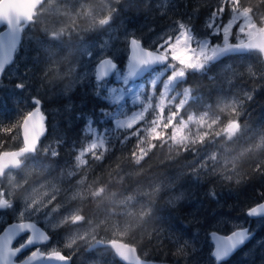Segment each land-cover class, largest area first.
I'll return each mask as SVG.
<instances>
[{
	"label": "trees",
	"instance_id": "trees-1",
	"mask_svg": "<svg viewBox=\"0 0 264 264\" xmlns=\"http://www.w3.org/2000/svg\"><path fill=\"white\" fill-rule=\"evenodd\" d=\"M237 1L250 12L257 25H264V0ZM228 2L231 6V1ZM116 5L120 16L117 15L115 23L122 26L125 19V25L136 28L137 36H143L145 41L152 28L159 31L176 21L190 20V27L197 39L211 38L212 42L220 43L205 27L210 13L217 6L216 0H122ZM232 40L235 41L234 35ZM43 42L51 50L68 52L59 38H45ZM30 53L27 52L28 57ZM227 58L232 61L244 59L235 65V74L224 70L219 61L201 71L188 70L184 79L175 86L174 91L179 92L180 97H183L186 89L191 96L181 111L183 117L209 112L212 117L219 119L202 143L174 148L170 143L161 144L163 136L152 141L144 139L140 134H145V123L139 124L129 131L120 130L110 134L106 149L95 150L83 167L80 177H85L83 198L87 205L85 209L81 208L80 216L85 222L97 218L92 217L97 209L102 215L116 208L115 203L119 201L117 197H137V200L147 203L141 211L144 223L135 233L123 239L134 245L143 259L173 264H210V258L213 259L211 232L229 234L235 228L231 223L242 219L248 220L249 224L245 226L254 231L257 220L249 219L246 212L264 201V196L260 195L264 193V61L257 51ZM119 61L120 66L124 65L125 56ZM16 85L13 79L8 81L6 76L0 81V128L10 126L34 108L33 95H24V91L17 89ZM85 90L82 88L73 96V99L80 101V105L69 111L72 124L67 126L61 123L56 127L58 131L63 129L64 133L59 137L62 140L60 160L64 159L65 164L61 170L64 194L74 180L69 178L73 165V143L87 137L84 129L89 119L99 129L110 127L111 120L101 114L102 110H116V106L104 99L105 94L85 93ZM42 101L47 104L43 96ZM230 103L233 108L228 107ZM62 118L55 123L58 124ZM230 122H235L237 129L223 141L218 135ZM51 125L48 126L47 137L54 138V124ZM136 131L140 132L137 134ZM20 138L19 129L9 133L0 132V154L21 147ZM149 142L153 143V147H150ZM220 152L241 154L228 173L224 171L223 157L215 165L209 162V166L202 162L207 154L219 157ZM39 161L44 168L55 167L48 164L46 157L39 158ZM179 174L187 182V189L186 198L177 205L167 203L163 193L153 201L149 197L145 200L135 192L138 186L146 184L153 177L165 180L163 177L173 178ZM108 192L115 195L114 201L103 197ZM210 193H215V196ZM194 207L200 210H191ZM258 221H262L263 225L256 228L252 241L220 264H238L240 261V264H263L261 258H264V253L260 247H253L257 239L264 238V219ZM3 227H0V232ZM106 228L107 224L100 226V239L108 241L113 238V234ZM246 252L249 254L244 255ZM66 254L70 256L71 264H121L105 248L88 251L86 247H81ZM214 263L217 264L215 260Z\"/></svg>",
	"mask_w": 264,
	"mask_h": 264
},
{
	"label": "rangeland",
	"instance_id": "rangeland-1",
	"mask_svg": "<svg viewBox=\"0 0 264 264\" xmlns=\"http://www.w3.org/2000/svg\"><path fill=\"white\" fill-rule=\"evenodd\" d=\"M119 1L121 2L122 0H46L37 9L34 15V23L24 32L22 44L18 51L19 54H17L13 64L7 68L4 74L8 81H12L13 79L15 84L21 82L27 84V87L24 89V95L31 94L33 97L42 99L43 96L45 98L47 106L43 110L49 117V120L51 117L53 119L52 133L56 137H46L42 140L37 150V155L26 157V164L22 167L23 171L21 173L11 172L6 175L4 174L0 178V199H5L12 205L11 208L0 209V227L6 225L10 220L17 221L19 212L24 211L25 205L29 207L33 205L44 207L47 212V216L45 217L47 225L43 222L40 225L48 231L55 232L52 244L54 245L58 242L65 253L73 252L81 247L87 248L98 240H104L100 239V226L102 225L107 224L106 230H111L114 239L123 240L131 233H135L144 223V216L141 215V211L145 209L147 203L144 204V200H137V197L136 199H132L128 198V196H124L121 199L117 197L116 200L119 199V201L115 203L117 207L114 208V211L112 209L100 215L101 211L97 209L92 215L93 218L97 217L95 220L89 219L88 222H85L83 218L81 221H73L71 219L75 215L80 216L81 208L85 209L87 205L85 204L86 199L83 198L85 177L80 176L83 172V167L88 163V156H91L98 148L104 151L107 147L110 134H114L120 130H130L128 128L115 129L114 120H111L110 127L107 128L102 127L99 129L92 124L97 129L98 136L105 140L103 145L100 144L97 135L88 138L90 134L86 132L85 135L87 137L84 140H81V142L79 140L76 144L73 143L71 147V151L74 152L72 156L73 165L70 167L72 170L69 172V178L74 180L68 189H65L64 186L66 190L65 194L61 186L63 176L61 170H63L65 164L64 159L60 160L62 157H60L59 147L62 146V140L59 137L63 129L58 131L56 127L61 123L67 126L72 124L69 111L73 107L80 105L78 99H73L78 90L80 92V89L85 88V93L94 92L95 94L99 93L97 95H107L106 88L98 89L96 87L95 67L97 62L104 57H112L115 61L120 62L119 59L125 56V64L118 67L123 72L127 67V41L131 36L138 37V30L127 27L125 19L122 21V26L115 23L117 15L120 16L119 7L116 5ZM230 1L231 14L238 17L235 22L236 26L232 30L235 41L246 39V35L239 33V28L241 27L244 28L245 33L249 31L257 32L260 29H264V25H257L250 12L242 8L237 0ZM124 8L123 10H125ZM89 10L92 18L90 27L87 26L88 17L84 15L85 13H89ZM245 11L247 12V16H242L241 13ZM70 14L76 15V22L72 21ZM109 14H111L110 17ZM102 20H106L107 22L101 24ZM175 27L174 23L159 31L152 28L151 33L145 37L146 41L143 36L138 38L142 39L146 47L151 46L152 42L161 33H166ZM61 28L64 29L63 33L60 32ZM45 38L61 39L62 44L66 45L68 52L63 50H48L49 48L44 45L46 43L43 42ZM199 39H209L211 43H216L212 42L211 38ZM190 46L196 47L194 42ZM27 52H31L30 57L27 56ZM243 60L239 58L236 61H232L225 57L220 62L224 70L233 75L235 74V65ZM210 64L212 62L206 64L202 69H187L186 72L188 70L201 71ZM163 79L166 80L167 77ZM109 80L111 81H104L107 87L123 86L116 80L115 73ZM150 80L151 78L147 81L148 86L146 87L145 94L142 96L143 103L133 104L131 97H127V102L123 105L125 114L121 118L127 119L134 112H142L145 106L151 103L152 107L145 113L143 122H137L133 126L134 128L139 124L145 123V127L143 128L145 134H140L141 137L151 141L155 140L148 136V129L152 127L153 120L162 119L163 124H174V126L166 130V135L163 136L164 139L161 141V144L170 143L174 148H177L202 143L213 126L219 123V119L212 117L209 112L189 114L188 117H183L181 111L191 99V96L188 93L186 101L185 93L183 97H180V93L174 91L177 82L170 86L164 107L161 109L159 107L160 94L155 93L150 87ZM139 83L145 84L146 82L142 80ZM129 87L135 88L136 85L130 84ZM161 91H163V83H161ZM181 101L185 102L181 104ZM228 107L233 108V104L230 103ZM224 110L222 109V111ZM61 117L63 118L60 122L58 124L55 123ZM189 117L203 118L204 123H197L195 120L189 121ZM182 122H188L185 133L189 136V140L186 144H176L172 140V135L175 126H179ZM163 124L161 125L162 131L165 130ZM226 128L227 125L221 129L218 135V138L222 137L223 141H226L234 133L229 135ZM139 132L136 131L135 133L138 134ZM201 137L203 138L201 139ZM21 141L22 139L20 138ZM93 144L96 145L95 148L92 147ZM149 145L153 147V143L149 142ZM42 157L48 158V164L55 165V167L44 168L39 161V158ZM221 157H223L224 161V171L228 173L236 160L241 158V154L232 155L231 152H220L218 157V155L209 153L202 162H205L209 166V162H212L211 165H215ZM182 176L179 174L173 178L163 177L165 180L153 177L146 184L138 186L135 192L144 197L145 200L146 197H149L153 201L163 193V198L167 203L177 205L186 198L185 190L187 189V182L183 180ZM153 193H156V198H153ZM111 194L112 192L104 193L103 197L106 196V200L111 199L114 201L115 195ZM76 200H79V202L77 201L78 203L72 204ZM191 210L198 211L200 209L194 207ZM91 213L92 209L88 212V218ZM221 219L224 220L223 218ZM247 224H249V221L246 219L231 223L235 227L232 231L239 227H245ZM254 224L256 225L253 227L255 231L257 227L263 225V222L257 221ZM67 225L69 227H66L63 232H57ZM65 245H68V247H63ZM253 247H260L264 253V238L257 239ZM247 254L249 253L246 252L244 255ZM261 259L262 261L264 260V258ZM244 262H249V260H244ZM210 264H215L211 258Z\"/></svg>",
	"mask_w": 264,
	"mask_h": 264
},
{
	"label": "snow or ice",
	"instance_id": "snow-or-ice-1",
	"mask_svg": "<svg viewBox=\"0 0 264 264\" xmlns=\"http://www.w3.org/2000/svg\"><path fill=\"white\" fill-rule=\"evenodd\" d=\"M217 6L212 11L205 22V27L210 30V34L220 43H211L209 39H197L190 27L191 21H176V27L166 33H161L151 46H143L142 41L135 36L127 41L129 55L127 57V67L121 72L113 60L101 59L98 64L100 68L95 72L96 87L98 89L106 88L107 95L105 100L116 106L115 111L104 112L102 115L115 121V129L122 128L132 129L137 122H143L145 113L152 107L149 103L145 106L144 111L132 113L127 119L121 117L125 114L123 105L127 102V97H131L132 103H143L142 96L146 92L147 81L150 80V87L155 93L160 94L159 107L163 109L165 99L169 94L170 86L184 79L187 69H202L209 62L216 60L229 52H240L245 50H255L264 53V29L258 32L249 31L245 33L244 28H239L241 35H246V40H238L232 42L233 28L238 17L231 14V6L228 0H216ZM247 16V12L241 13ZM102 20L101 24L106 23ZM0 28L5 29V24L0 22ZM195 43V48L191 47ZM20 45V38L12 30H0V74L6 66L13 63L14 54ZM107 66V72L103 71ZM115 72L116 80L122 87H107L104 83L107 77ZM146 82L140 84L139 80ZM167 77L166 80L163 78ZM161 83H163V91H161ZM130 84L136 85L135 88L129 87ZM17 89L24 91L27 87L25 83H18ZM99 94V93H97ZM188 98V90H185V101ZM185 101H181L183 104ZM34 105L33 110L23 114L22 117L10 126L0 128V132L9 133L19 129L23 139L24 147L19 152H5L0 159L7 160L12 165H18L19 155L31 152L35 149L39 138L43 137L47 131L45 125V116L41 112V101L38 97H32ZM189 121L195 120L197 123H204L203 118L189 117ZM93 121L89 119L84 131L93 135H97L100 144L103 145L105 140L98 136L97 129L92 126ZM163 124L162 119L152 121V127L148 129V136L152 139L160 138L166 135V130L172 128L174 124H163L164 131L161 130ZM188 122H182L179 126H175L172 140L176 144H186L189 136L185 133ZM235 122H230L226 130L229 135L236 131ZM203 137H201L202 139ZM96 147L95 144L92 145ZM55 154V153H54ZM264 175V173H262ZM215 196V193H210ZM264 196V193L260 194ZM12 205L5 199H0V209L11 208ZM246 215L248 217H264V203H258L254 207H250ZM47 212L44 207L33 205L31 207L25 205L24 211H20L18 219L8 224L2 232H0V264H70L69 258L62 250V246L56 242L52 244L53 235L49 231L40 227L43 222L46 224L45 217ZM73 221H81L82 217L75 215L71 218ZM54 234V232H53ZM211 239L215 242V251L212 255L216 261L227 258L235 249L243 245L247 240L251 239L253 233L245 227H239L230 235L220 236L216 232L210 234ZM14 241H17L13 246ZM111 246L116 255L124 260H129V250L126 246L118 241H112ZM63 247H68L65 245ZM27 252V255L24 253ZM23 256L22 259L15 258Z\"/></svg>",
	"mask_w": 264,
	"mask_h": 264
},
{
	"label": "water",
	"instance_id": "water-1",
	"mask_svg": "<svg viewBox=\"0 0 264 264\" xmlns=\"http://www.w3.org/2000/svg\"><path fill=\"white\" fill-rule=\"evenodd\" d=\"M45 1L46 0H0V22H3L5 24V29H1V30L12 29L17 34V36L20 38V42H21L23 29L25 27H27L28 24L34 20V15H35L37 9ZM131 37H133V36H131ZM232 42L236 43L237 41H232ZM142 45L145 46L143 44V41H142ZM250 51H255V50H245V51H240V52H229L226 55H224V56H222V57H220V58H218L216 60H213L211 62L212 63H216V62H218V61L222 60L223 58L228 57L230 55H242V54H246V53H248ZM259 53L261 54V56H262V58L264 60V53H261V52H259ZM128 55H129V50H128ZM128 55H127V57H128ZM102 59L113 60V63H115L117 65V68H118V65H119L118 62L115 61L112 57H104ZM13 60H14V58H13ZM98 62H97L96 67H95V72H96L97 69L100 68V65L98 64ZM126 65H127V63H126ZM102 70L107 72V66H105L104 69H102ZM114 73L115 72H113L109 77H107L106 80L110 79V77ZM1 77H2V74H0V79H1ZM142 78L143 77L141 76V79L139 81L143 80ZM41 112L45 116V125H46V121H47L48 117L43 113L42 102H41ZM46 129H47V125H46ZM47 134H48V129H47L45 135L38 139L36 147H35V149L33 151L23 153V154L19 155L18 157H16V159H19V161H20V163L18 165H12V164L8 163L7 160L0 159V177H3L4 174L7 173L10 170H17V169L23 167L25 165V162L21 161V159L24 158L27 155H30V154L35 155L37 153V150L39 148V145H40L41 141L47 136ZM21 138H22V136H21ZM22 141H23V139H22ZM23 147H24V143H23V146L21 148L16 149V150L4 151V152H2L0 154V156H2V154L5 153V152H19L20 149H22ZM261 203H264V201H262ZM249 218L252 219V220H255V219L264 218V217H249ZM13 222H15V221H13ZM10 223H12V222H10ZM10 223H8V224H10ZM40 227H42V226H40ZM245 228H248L250 230L249 227H245ZM236 230H238V229H236ZM236 230H234V231H236ZM213 232H215V231H213ZM232 232H230L229 234H222V233H218V232H216V233H217V235H220V236H227V235H230ZM252 233H253V236H252L251 239L247 240L243 245H241L237 249H235L227 258H225V259H223L221 261H216L215 257L212 255V253L215 251V242L211 239V236L209 235L210 236V243L212 244V253H211L212 258L215 259L217 264H220L222 262L227 261L236 252H238L240 249L244 248L248 243H250L252 241V239L255 236V232H252ZM114 240L118 241L120 244H122V245H124V246H126L128 248L129 257H130L129 260H124L123 258H120L118 255L115 254L114 249L111 246V242L114 241ZM15 242L16 241H14V244H15ZM14 244H13V246H14ZM98 248H109L114 253L115 258L122 264H173V263H170V262L143 259L142 257H140V255L138 253V250H137V248L134 245H131V244L126 243V242L121 241V240H116V239H111L109 241L98 240L95 243H93L90 246H88L86 249L88 251H92V250H95V249H98ZM66 256L69 258L70 264H71L70 257L68 255H66ZM17 258H15V259L17 260Z\"/></svg>",
	"mask_w": 264,
	"mask_h": 264
},
{
	"label": "flooded vegetation",
	"instance_id": "flooded-vegetation-1",
	"mask_svg": "<svg viewBox=\"0 0 264 264\" xmlns=\"http://www.w3.org/2000/svg\"><path fill=\"white\" fill-rule=\"evenodd\" d=\"M30 23H31V24L34 23V20H33L32 22H30ZM30 23L28 24L27 27H25L24 32H25L26 29L31 25ZM24 32H23V36H24ZM23 36H22V40H23ZM21 44H22V42H21ZM20 46H21V45H20ZM20 46H19V48H18V50H17V53H16V56H15V59H16V57H17V54H19L18 51H19V49H20ZM49 50H51V49H49ZM259 54H260V53H259ZM260 55H261V54H260ZM261 57H262V56H261ZM262 60H263V58H262ZM263 61H264V60H263ZM118 64H119V65H118V67H119V66H120V62H118ZM39 99H40L41 102H42V110H43V109L47 106V104H45V103L42 101L41 98H39ZM33 107H34V105H33ZM43 112H44V110H43ZM52 120H53L52 117L50 118V120H49V117H48V120H47V126H49V125L52 126V125H51ZM48 134H49V127H48ZM47 136H48V135H47ZM45 138H46V137H45ZM41 142H42V141H41ZM40 144H41V143H40ZM39 146H40V145H39ZM36 155H37V153H36ZM33 156H34V155H33ZM25 164H26V160H25ZM20 171H22V170H20ZM20 171H18V172H20ZM65 200H67V199L65 198ZM77 201L79 202V200H76V201L73 202V203H78ZM62 202H63V201H62ZM70 205H72V204H70ZM8 223H10V222H8ZM8 223H7V224H8ZM7 224H6V225H7ZM6 225H4V227H5ZM39 225H40V224H39ZM41 226H42V225H41ZM67 226L69 227V225H67ZM67 226L63 227V229L66 228ZM4 227H3V228H4ZM42 227H43V226H42ZM44 229L47 230L46 228H44ZM63 229H62V230H59V231H57V232H60V231L62 232ZM47 231H48V230H47ZM49 234H50V235H53V240H54L55 232H54V234H53V231H49ZM111 239H114V238H111ZM116 240H119V239H116ZM121 241H123V240H121ZM52 242H53V241H52ZM124 242H125V241H124ZM16 243H17V241H16ZM16 243H15V245H16ZM15 245H14V246H15ZM105 249H109V248H105ZM109 250H110V249H109ZM64 253H65V252H64ZM27 254H28L27 252L24 253V255H27ZM65 254H66V253H65ZM66 255H67V254H66ZM69 257H70V256H69ZM22 258H23V256H19L17 260L22 259ZM70 259H71V258H70Z\"/></svg>",
	"mask_w": 264,
	"mask_h": 264
},
{
	"label": "bare ground",
	"instance_id": "bare-ground-1",
	"mask_svg": "<svg viewBox=\"0 0 264 264\" xmlns=\"http://www.w3.org/2000/svg\"><path fill=\"white\" fill-rule=\"evenodd\" d=\"M31 24V23H30ZM1 29H3V28H0V30ZM25 29V28H24ZM24 29H23V32H24ZM23 32H22V36H23ZM21 42H22V39H21ZM21 42H20V45H21ZM19 45V46H20ZM19 46H18V48H19ZM18 50V49H17ZM250 52H254V51H250ZM250 52H248V53H246V54H242V55H233V56H243V55H247V54H249ZM258 52V51H257ZM17 53V52H16ZM16 53H15V55H14V60H15V56H16ZM230 56H232V55H230ZM229 57V56H228ZM14 60H13V62H14ZM220 61H222V60H220ZM219 62V61H218ZM13 64V63H12ZM10 65H8L7 67H6V69L3 71L4 73L2 74V77H1V79H0V81L2 80V78L3 77H5V72H6V70H7V68L9 67ZM112 77V76H111ZM110 77V78H111ZM142 81V80H141ZM141 81H139V82H141ZM33 110V109H32ZM44 113V112H43ZM45 114V113H44ZM46 115V114H45ZM47 116V115H46ZM48 117V116H47ZM48 120V119H47ZM46 125H47V121H46ZM47 129H48V126H47ZM48 135V134H47ZM47 137V136H46ZM22 139V138H21ZM23 146V141H22V145H21V147ZM21 147H19V148H21ZM18 148V149H19ZM16 150V149H15ZM31 155H33V154H30V155H27V156H25L24 158H22L21 159V161H23V162H25V160H26V157H28V156H31ZM36 155V154H35ZM23 168L21 167V168H19V169H17V170H10V171H8L7 173H5V175L6 174H8V173H11V172H18V171H20V170H22ZM0 178H2V177H0ZM85 179V178H84ZM72 204H74V203H72ZM249 218V217H248ZM250 219V218H249ZM261 219H264V218H259V219H255V220H261ZM252 220V219H251ZM41 226V225H40ZM245 227H249V226H245ZM44 228V227H43ZM250 228V227H249ZM250 231L251 232H255V231H252L251 229H250ZM61 232V231H60ZM104 241H106V240H104ZM109 241V240H108ZM16 243V242H15ZM95 243V242H94ZM127 243V242H126ZM93 244V243H92ZM15 245V244H14ZM212 245V244H211ZM241 250V249H240ZM111 251V250H110ZM112 252V251H111ZM113 253V252H112ZM237 253V252H236ZM113 255H114V253H113ZM115 257V256H114ZM212 257V256H211ZM18 259V258H17ZM214 259V258H213ZM230 259V258H229ZM117 260V259H116ZM215 260V259H214ZM122 264V263H121Z\"/></svg>",
	"mask_w": 264,
	"mask_h": 264
},
{
	"label": "clouds",
	"instance_id": "clouds-1",
	"mask_svg": "<svg viewBox=\"0 0 264 264\" xmlns=\"http://www.w3.org/2000/svg\"><path fill=\"white\" fill-rule=\"evenodd\" d=\"M71 15V19H72V21L73 22H76V15L75 14H70ZM86 17H88V19H87V26H91V24H92V18H91V16H90V10H89V13H85L84 14ZM111 16V14H109V17ZM63 31H64V29L63 28H61L60 29V32L61 33H63ZM53 35H56V34H53ZM153 198H156V193H153ZM113 211H114V209H113Z\"/></svg>",
	"mask_w": 264,
	"mask_h": 264
}]
</instances>
